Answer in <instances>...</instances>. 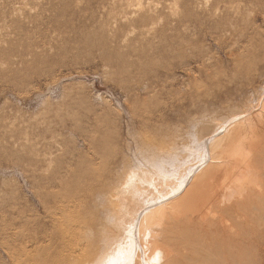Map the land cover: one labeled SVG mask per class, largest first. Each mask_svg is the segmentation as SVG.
Returning a JSON list of instances; mask_svg holds the SVG:
<instances>
[{"label":"rangeland","instance_id":"374dc122","mask_svg":"<svg viewBox=\"0 0 264 264\" xmlns=\"http://www.w3.org/2000/svg\"><path fill=\"white\" fill-rule=\"evenodd\" d=\"M239 119L246 150L264 129V0H0V264L67 253L80 170L145 152L182 169Z\"/></svg>","mask_w":264,"mask_h":264},{"label":"bare ground","instance_id":"6f19581e","mask_svg":"<svg viewBox=\"0 0 264 264\" xmlns=\"http://www.w3.org/2000/svg\"><path fill=\"white\" fill-rule=\"evenodd\" d=\"M224 121L205 138L214 141L201 159L182 169L179 158L184 156L176 155L171 164L166 152L163 160L145 152L137 165L126 164L122 155L112 167L90 175L87 168L80 170L78 190L66 202L79 212L69 224L71 232H59L68 251L46 264H254L257 237L264 232V129L255 140L248 139L249 145L261 146L252 154L248 144L249 151L245 143L239 145L235 128L242 120ZM45 153L41 161L50 171L48 180L56 184L62 164L53 165L55 159ZM222 166L224 175L216 184Z\"/></svg>","mask_w":264,"mask_h":264}]
</instances>
